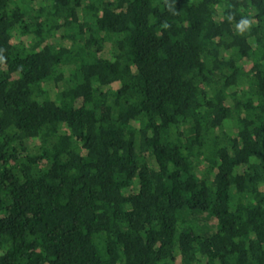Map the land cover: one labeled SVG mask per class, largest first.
Segmentation results:
<instances>
[{
    "label": "trees",
    "instance_id": "16d2710c",
    "mask_svg": "<svg viewBox=\"0 0 264 264\" xmlns=\"http://www.w3.org/2000/svg\"><path fill=\"white\" fill-rule=\"evenodd\" d=\"M0 264H264V0H0Z\"/></svg>",
    "mask_w": 264,
    "mask_h": 264
},
{
    "label": "rangeland",
    "instance_id": "374dc122",
    "mask_svg": "<svg viewBox=\"0 0 264 264\" xmlns=\"http://www.w3.org/2000/svg\"><path fill=\"white\" fill-rule=\"evenodd\" d=\"M199 219V222L202 226L206 227V228H209V229H214L215 227L213 226L214 223L209 220V219H206V215H201V216H198L197 217Z\"/></svg>",
    "mask_w": 264,
    "mask_h": 264
},
{
    "label": "clouds",
    "instance_id": "9594fccd",
    "mask_svg": "<svg viewBox=\"0 0 264 264\" xmlns=\"http://www.w3.org/2000/svg\"><path fill=\"white\" fill-rule=\"evenodd\" d=\"M246 24H247V21H243V22H242V25H246Z\"/></svg>",
    "mask_w": 264,
    "mask_h": 264
}]
</instances>
